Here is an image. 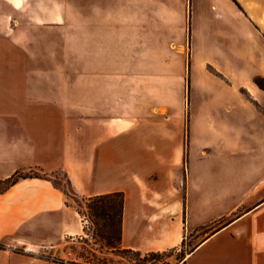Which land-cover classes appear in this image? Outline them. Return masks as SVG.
<instances>
[{
    "label": "crops",
    "instance_id": "1",
    "mask_svg": "<svg viewBox=\"0 0 264 264\" xmlns=\"http://www.w3.org/2000/svg\"><path fill=\"white\" fill-rule=\"evenodd\" d=\"M234 2L239 24L263 35L264 0ZM32 6V0H0V179L63 172L79 196L121 192L120 244L142 253L178 247L190 233L246 206L199 243L186 264H264V146L249 154L248 146L224 148L212 160L209 150L206 159L191 152L186 159L184 139L172 140L169 130L164 146H156L160 121L144 112L138 73L130 84L127 43L121 40L119 68L90 63L84 72L69 62L78 51L66 40L62 58L34 42L33 23L62 27L68 4L54 2L40 15ZM60 33L68 39V31ZM93 37L90 31V45ZM108 48L107 40L99 43ZM212 165L217 175L210 174ZM85 232L81 214L51 177L21 179L0 192V264H62L38 251Z\"/></svg>",
    "mask_w": 264,
    "mask_h": 264
},
{
    "label": "rangeland",
    "instance_id": "2",
    "mask_svg": "<svg viewBox=\"0 0 264 264\" xmlns=\"http://www.w3.org/2000/svg\"><path fill=\"white\" fill-rule=\"evenodd\" d=\"M32 1L34 15L45 12L54 2L68 4V19L59 24L62 27L46 28L57 25L50 21L33 23L34 42L44 49L56 50L55 55L62 58L59 53L66 40L72 50L74 47L78 51V54L70 52L69 62L80 63L84 72L90 63L108 62L119 68L121 40L123 47L127 43L130 84L138 73L144 112H152L154 121H160L153 129L156 146H164L168 130L172 140L176 136L180 142L184 139L186 159L191 152L206 159L204 155L209 150L212 160L222 158L224 148L232 153L239 146H248L245 152L249 154L255 146H264V33L250 23L239 24L235 0ZM54 14L46 20L53 19ZM218 22L222 23L221 28ZM3 28L4 24H0V29ZM63 31L69 32L68 39L61 37ZM90 31L94 36L91 45ZM106 40L109 48L104 52L99 43ZM85 93L82 90V95ZM180 115L179 122L176 118ZM210 174H218L216 165H212ZM50 177L67 193L71 205L88 212L87 198L76 194L63 172ZM246 208L211 223L199 233H190L186 245L166 252L157 264H181L183 252L186 259L191 248ZM81 216L86 231L84 239L66 237L60 246L42 248L39 254L62 264L97 262V257L107 264H137L132 253L105 249L93 238L95 225L84 214Z\"/></svg>",
    "mask_w": 264,
    "mask_h": 264
},
{
    "label": "trees",
    "instance_id": "3",
    "mask_svg": "<svg viewBox=\"0 0 264 264\" xmlns=\"http://www.w3.org/2000/svg\"><path fill=\"white\" fill-rule=\"evenodd\" d=\"M49 178L50 176L47 173L38 174L34 170L28 172H16L9 178L0 179V192L5 191L11 185L15 184L21 179L26 178ZM123 194L121 192L109 193L98 195L94 197L87 198L86 208L88 212H84L78 209L80 214H84L89 218V220L95 225L93 229V238L97 241H100L105 249L110 251H118L126 254L132 253L136 256L137 264H144L146 261H153L152 264H157L158 258L162 257L166 252L176 251L186 245L187 237L182 241L181 245L174 247L165 251L158 252H148L143 254L140 251L122 248L121 242V232H122V215H123ZM82 239L84 237L81 236ZM86 241V240H84ZM1 246V244H0ZM196 247L190 249L189 254H191ZM97 257L96 253H93ZM48 259H53L48 257ZM183 262L181 264H186L185 255L183 252V257L181 258ZM54 261H60L53 259ZM69 264H75L69 262ZM85 264H107L106 262L101 261L97 257V262H86Z\"/></svg>",
    "mask_w": 264,
    "mask_h": 264
}]
</instances>
